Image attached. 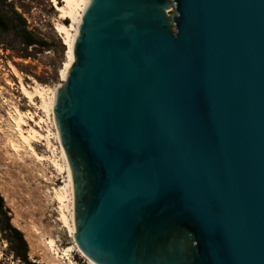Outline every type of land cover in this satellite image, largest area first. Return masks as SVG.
<instances>
[{
  "label": "water",
  "instance_id": "95a60500",
  "mask_svg": "<svg viewBox=\"0 0 264 264\" xmlns=\"http://www.w3.org/2000/svg\"><path fill=\"white\" fill-rule=\"evenodd\" d=\"M74 53L55 121L80 250L264 264V0H90Z\"/></svg>",
  "mask_w": 264,
  "mask_h": 264
},
{
  "label": "rangeland",
  "instance_id": "374dc122",
  "mask_svg": "<svg viewBox=\"0 0 264 264\" xmlns=\"http://www.w3.org/2000/svg\"><path fill=\"white\" fill-rule=\"evenodd\" d=\"M63 6V0H0L2 13L10 16L15 9L25 18L29 31L47 44L27 48L14 31H0V196L12 224L24 233L30 261L35 264H89L74 246L68 210H62L55 197L67 179L66 171L53 163L64 166L55 114L42 108L40 96L31 100L24 91L33 93L38 86L56 89L64 83L61 72L67 62V46L56 25L63 23L70 28L72 21L60 19L59 7ZM168 13L173 14L174 9ZM18 112L23 114L20 126ZM31 130L43 136L30 141V148L44 157L43 161L20 140L19 131L27 136ZM49 133L50 145L44 139ZM49 240L60 249L59 256L48 247ZM62 250H70L69 256L64 257ZM0 264H24L14 257L1 234Z\"/></svg>",
  "mask_w": 264,
  "mask_h": 264
},
{
  "label": "bare ground",
  "instance_id": "6f19581e",
  "mask_svg": "<svg viewBox=\"0 0 264 264\" xmlns=\"http://www.w3.org/2000/svg\"><path fill=\"white\" fill-rule=\"evenodd\" d=\"M64 6L59 7V12L61 13L60 19L62 21L70 19L72 21L71 27H67L63 23H58L56 25V30L57 32L62 36L64 39V42L67 46V62L65 64V68L61 72V77L63 82L66 80V75L67 71L70 68V66L74 63L75 61V53H74V48H75V42L77 39V35L81 26V22L83 19V16L89 6L90 0H63ZM59 88L56 89H51V88H45L42 86H38L37 89L33 93L28 92V90L24 88L25 93L28 95V97L32 100L34 96H40L42 99V108L48 113L55 114V98L56 94ZM15 119V118H14ZM23 114L18 112V118L16 119V122L18 126H20L23 122ZM20 124V125H19ZM20 128V127H19ZM49 132V131H48ZM19 134L21 136V141L24 144H27L29 148L31 147L30 141L31 140H38V136L42 139L43 136L40 135L38 132L31 130V133H29L27 136L23 135V132L21 133L19 131ZM19 136V137H20ZM50 136L51 134L49 133L44 137V139L47 140L48 145H50ZM39 138V139H40ZM58 140H60L59 133L57 134ZM32 142V141H31ZM14 149H17L15 145L13 146ZM32 149V153L34 156L37 158L39 161H43L44 157L36 154V152ZM18 150V149H17ZM62 152V157L64 160V166H60L58 163L53 161L54 165L57 167L58 170L62 171L65 170L67 173V179H66V185L63 189L61 190H56L55 192V197L56 199L60 202L61 204V209H67L70 215V219L73 222V227L71 228L72 234L75 236V229H74V218H73V187H72V179H71V174H70V169L67 161V157L64 151V148L62 147L61 149ZM55 167V168H56ZM60 206V205H59ZM62 219L64 220V223L68 224V218L64 212H62ZM70 225V224H69ZM48 247L55 253V255L59 256V251L60 249L57 248V245L53 240H49L47 243ZM77 251L84 257L89 264H96L92 260H90L78 247L77 244H75ZM63 251V250H62ZM69 251L70 250H64L63 251V256H69ZM62 253V252H61ZM63 257V258H64Z\"/></svg>",
  "mask_w": 264,
  "mask_h": 264
},
{
  "label": "trees",
  "instance_id": "16d2710c",
  "mask_svg": "<svg viewBox=\"0 0 264 264\" xmlns=\"http://www.w3.org/2000/svg\"><path fill=\"white\" fill-rule=\"evenodd\" d=\"M0 31H14L23 39V44L27 47L47 46L46 42L37 38L27 27L25 18L15 9L11 10V15L4 14L0 10ZM0 234L7 241L14 257L24 264H35L29 258V245L24 233L12 224L10 211L4 204L0 196Z\"/></svg>",
  "mask_w": 264,
  "mask_h": 264
}]
</instances>
